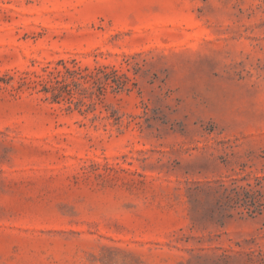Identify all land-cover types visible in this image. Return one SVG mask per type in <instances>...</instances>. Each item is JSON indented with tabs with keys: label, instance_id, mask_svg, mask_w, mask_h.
<instances>
[{
	"label": "rangeland",
	"instance_id": "rangeland-1",
	"mask_svg": "<svg viewBox=\"0 0 264 264\" xmlns=\"http://www.w3.org/2000/svg\"><path fill=\"white\" fill-rule=\"evenodd\" d=\"M0 264H264V0H0Z\"/></svg>",
	"mask_w": 264,
	"mask_h": 264
},
{
	"label": "trees",
	"instance_id": "trees-1",
	"mask_svg": "<svg viewBox=\"0 0 264 264\" xmlns=\"http://www.w3.org/2000/svg\"><path fill=\"white\" fill-rule=\"evenodd\" d=\"M66 71L69 72L70 69L66 68ZM90 76H93L94 74L90 73ZM57 83H60V81H56ZM73 84H79L77 81H73ZM119 85L121 83H118ZM68 83H61L60 86H58V89L60 87L67 86ZM54 87V86H52ZM55 88V87H54ZM53 88V89H54ZM260 181H258L257 184H259ZM225 188L222 195H220L218 202L221 199H224L226 201L236 199L237 201L241 200L240 205H242L247 211L254 212L255 210L261 211L262 210V204L258 203L256 204V197L261 194V190L258 187H252L250 184H248V187L245 186H238V187H232L229 192ZM252 208V209H251Z\"/></svg>",
	"mask_w": 264,
	"mask_h": 264
}]
</instances>
